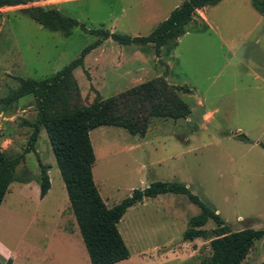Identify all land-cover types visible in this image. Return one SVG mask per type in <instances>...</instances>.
<instances>
[{
    "label": "rangeland",
    "instance_id": "rangeland-1",
    "mask_svg": "<svg viewBox=\"0 0 264 264\" xmlns=\"http://www.w3.org/2000/svg\"><path fill=\"white\" fill-rule=\"evenodd\" d=\"M23 1L0 8V97L18 87L16 77H48L99 39L80 26L67 36L49 30L20 12L21 7H53L87 28L140 36L182 0ZM258 17L248 0H222L196 11L185 33L162 46L159 55L152 43L121 45L101 39L83 66L73 70L78 89L73 106L161 75L171 85L190 89L177 90L189 116L151 117L143 136L114 125L90 131L93 179L106 206L153 181H178L231 230L264 229V23ZM36 113L33 94L0 110V148L15 160L17 174L32 175L28 186L12 184L0 208V241L17 253L21 264L36 254L43 233L55 228L63 200L70 206L44 128L33 150L25 151ZM37 156L52 163L49 192L42 200L36 195ZM199 212L186 194L164 193L130 207L117 224L130 256L114 264H200L210 255V238L182 239L189 217ZM215 226L208 219L203 228ZM26 255L30 259L24 262ZM240 264H264V237Z\"/></svg>",
    "mask_w": 264,
    "mask_h": 264
},
{
    "label": "trees",
    "instance_id": "trees-1",
    "mask_svg": "<svg viewBox=\"0 0 264 264\" xmlns=\"http://www.w3.org/2000/svg\"><path fill=\"white\" fill-rule=\"evenodd\" d=\"M219 1L182 0L147 35L140 36L87 28L74 17L53 7L30 5L19 9L39 25L65 36L75 26L99 36V39L84 46L77 57L48 77L40 80L16 77L18 87L0 97V110L27 94L36 97L37 113L25 151L33 150L39 131L44 128L91 264H113L127 259L130 253L117 223L129 207L146 197L163 193L186 194L191 202L199 206L200 212L189 217L182 239L210 238V255L203 258L200 264H240L255 242L264 237V229L246 227L231 230L219 213L178 181L157 180L143 188H134L111 207L103 201L92 174L95 155L90 131L101 125H114L132 135L143 136L151 117L185 118L189 116L190 108L177 90L188 92L186 86L171 85L161 75L116 95L104 99L96 97L88 105H72L73 98L78 94L72 72L76 67L83 66L84 57L101 39L110 38L121 45L152 43L155 54L159 55L162 46L185 33V26L193 20L198 9L216 5ZM24 3L23 0H0V8ZM251 4L264 17V0H251ZM238 136L246 139L242 134ZM37 161L40 167L39 196L42 198L50 186L49 165L38 156ZM14 163L15 160L7 157L0 148V204L11 182L32 180L30 173L17 174ZM208 219L216 224L211 230L203 228Z\"/></svg>",
    "mask_w": 264,
    "mask_h": 264
},
{
    "label": "crops",
    "instance_id": "crops-1",
    "mask_svg": "<svg viewBox=\"0 0 264 264\" xmlns=\"http://www.w3.org/2000/svg\"><path fill=\"white\" fill-rule=\"evenodd\" d=\"M221 1L222 0H220L219 2H221ZM248 1H250V3H251V0H248ZM203 8H205V7H203ZM201 9L202 8L198 9L197 11L201 12ZM257 13L260 16L258 18L262 19L263 23H264L263 15H261L259 12H257ZM204 18H205V16H204ZM51 165H52V163L49 165V168L51 167ZM49 168L47 170V173L49 171ZM39 176H40V172H39L38 178L36 180V195L38 194V196H39ZM30 182L31 181H29V182L13 181L8 186V190L6 191V193L9 192L13 183H17L19 186L20 185L21 186L22 185L28 186V185H30ZM49 188H50V186H49ZM49 188H48L46 194L44 195V197L40 198V196H39L40 200L45 199V197L47 196V194L49 192ZM172 194H174V193H172ZM158 195H160V194H158ZM146 198H149V197H146ZM146 198H144L141 202L142 203L145 202ZM2 201H3V199H2ZM64 202H65V199L63 200L62 205L57 208L56 218L58 219V222L55 224V228H53L51 233L48 235L43 233L42 241H38L36 243V254L33 256L31 261H28V264H91L87 250H86V247H85L83 239L81 237L76 219L74 217L72 209L70 210L71 206H69L67 203H64ZM138 203H140V202H138ZM1 204H2V202H1ZM1 204H0V208H1ZM66 206H69L68 210H67ZM128 209H127V211H128ZM70 218H71L70 224H67V220H70ZM193 240L186 241V242L190 243ZM189 243H187V244H189ZM26 259H30V256L29 257L27 255L23 256L24 262H27ZM0 264H21L18 261L17 253L14 252L13 249L6 247L1 241H0Z\"/></svg>",
    "mask_w": 264,
    "mask_h": 264
}]
</instances>
